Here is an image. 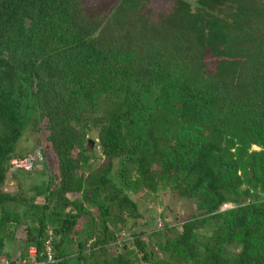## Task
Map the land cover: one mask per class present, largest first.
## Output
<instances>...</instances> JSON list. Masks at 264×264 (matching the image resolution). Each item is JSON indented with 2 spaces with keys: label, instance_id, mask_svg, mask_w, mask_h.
Wrapping results in <instances>:
<instances>
[{
  "label": "trees",
  "instance_id": "obj_1",
  "mask_svg": "<svg viewBox=\"0 0 264 264\" xmlns=\"http://www.w3.org/2000/svg\"><path fill=\"white\" fill-rule=\"evenodd\" d=\"M27 131L52 168L3 189L49 166L39 148L9 168ZM165 186L193 210L134 229L135 194ZM30 245L51 264H264V0H0V259Z\"/></svg>",
  "mask_w": 264,
  "mask_h": 264
},
{
  "label": "rangeland",
  "instance_id": "obj_2",
  "mask_svg": "<svg viewBox=\"0 0 264 264\" xmlns=\"http://www.w3.org/2000/svg\"><path fill=\"white\" fill-rule=\"evenodd\" d=\"M89 1L92 4L101 6L103 3L108 2L110 0H89ZM148 3L154 8L155 11L162 10V9L165 10L167 7H169L171 0H148ZM207 63L209 67H213V59L209 56L207 57ZM89 134L92 135L90 137H92L95 141L96 137H95L94 128H91L89 130ZM36 137H37L36 133L27 131L24 134V139L22 138L23 139L22 140L20 138L18 142V146L22 147L21 149L25 147L26 150L31 149V148H38V149L41 148L42 153H45L47 159L50 161L49 166H46L43 173L39 172V170L36 168V169H31L29 172L24 173V174H17L16 176H9L7 177V179L5 180L3 184V189L9 190V191H15V190L18 191V186H20V189H25V187L29 186L30 184L37 183L39 182L40 179L42 178L45 179L47 177L49 169L52 168V160L50 159L51 157H49L48 152L45 148L46 144L42 143L39 146V144L36 143ZM32 145H35V146H32ZM251 147L256 148L255 146H251ZM90 152H91L90 156L93 157V158L90 157L92 166L100 165L104 158L98 151V147L96 146V144H94L91 147ZM141 193L142 191H140L139 194H135V195H139L137 196L138 202H139L138 208H140V210L143 209L142 214L136 218V223L134 227V229L136 230L143 229V230H146V233H148L154 227L156 228V226L157 228H159L160 226L158 225L162 224L163 222H168V223L177 225L176 222L177 223L180 222V219L184 218L188 212L193 210V207L190 201L179 199L177 196L173 194V192L167 186L159 187V189H157L155 192H148L146 193V196L141 195ZM42 199L43 197L38 195L36 196L34 201L37 203H40ZM93 212H94L95 217H97V214L95 213V211ZM81 219L78 225L79 229L80 227L84 225L83 223L87 221L86 220L87 218L85 216H82ZM130 222H132V220H128V225L130 224ZM152 225H155V226L150 228ZM116 227H120L121 229L122 226H119L117 224ZM123 230L124 231H122L123 233L122 236L124 239V244L127 245V249H129V247L132 248V245H130L131 237L127 232H125L127 231L126 227L125 228L123 227ZM173 233H175V228L171 230L161 229L160 232L151 236L150 240L154 243L156 239L157 240L162 239L166 235H170ZM18 239L19 238H15L10 243H7L8 244L7 248L10 251H13V252L19 251L18 249L19 247L17 246ZM118 244L120 246V242ZM106 249L107 250L105 251L103 255H99V254L97 255L98 259L102 258L103 256L109 255L110 251L112 253L115 252L114 249L113 250L110 249V251H109V248H106ZM133 264H143V263L140 262V260H135Z\"/></svg>",
  "mask_w": 264,
  "mask_h": 264
},
{
  "label": "built area",
  "instance_id": "obj_3",
  "mask_svg": "<svg viewBox=\"0 0 264 264\" xmlns=\"http://www.w3.org/2000/svg\"><path fill=\"white\" fill-rule=\"evenodd\" d=\"M41 159V153L38 148H33L32 150L26 152L23 157L15 158L12 157L9 160V168H16V169H30L34 163ZM229 206L227 203H221L220 208H224ZM35 253L34 246L30 245L27 248L26 256H15L14 258L10 257H2L0 259V264H47L53 263L54 259L50 255V248L48 245L45 247L44 258L42 260L34 259L33 254Z\"/></svg>",
  "mask_w": 264,
  "mask_h": 264
},
{
  "label": "water",
  "instance_id": "obj_4",
  "mask_svg": "<svg viewBox=\"0 0 264 264\" xmlns=\"http://www.w3.org/2000/svg\"><path fill=\"white\" fill-rule=\"evenodd\" d=\"M88 141H89V143H91V142H92L90 139H89Z\"/></svg>",
  "mask_w": 264,
  "mask_h": 264
}]
</instances>
